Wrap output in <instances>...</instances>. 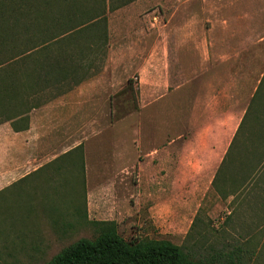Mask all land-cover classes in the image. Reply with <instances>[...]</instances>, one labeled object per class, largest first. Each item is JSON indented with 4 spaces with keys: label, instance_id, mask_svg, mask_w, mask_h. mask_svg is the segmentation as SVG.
<instances>
[{
    "label": "rangeland",
    "instance_id": "obj_1",
    "mask_svg": "<svg viewBox=\"0 0 264 264\" xmlns=\"http://www.w3.org/2000/svg\"><path fill=\"white\" fill-rule=\"evenodd\" d=\"M249 9L255 13L256 30L264 32V0H136L113 12L106 10L108 44L104 54L91 56V70L104 67L99 76L108 81L107 94L98 90L79 104L93 111L81 113L74 125L79 133L94 128V135L76 134L74 143L89 139L102 161L109 156L108 164L117 141L126 143L127 155L119 167L124 180L118 182L117 202L111 201L119 215L111 222L126 241L165 239L194 260L223 264L213 245L199 239L213 237L208 226L213 230L216 218L198 212L204 230L198 232L196 222L189 231V209L198 203L189 206L190 199L184 197L182 174L173 190L167 181V133H175L177 162L192 120L190 92L194 85L196 97L201 64H213L215 49L229 47L232 32L239 28L238 17ZM44 93L49 97L51 91ZM89 166L94 174L97 162L91 160ZM80 168L74 164L62 177L35 174L0 192V264H46L64 246L96 236V228L87 226L49 247H44L43 238L33 241L32 229L47 223L37 213L50 212L49 195L55 185L74 180V170Z\"/></svg>",
    "mask_w": 264,
    "mask_h": 264
},
{
    "label": "crops",
    "instance_id": "obj_2",
    "mask_svg": "<svg viewBox=\"0 0 264 264\" xmlns=\"http://www.w3.org/2000/svg\"><path fill=\"white\" fill-rule=\"evenodd\" d=\"M255 17L250 9L238 17L229 47L215 49L213 64H201L196 97L194 85L190 92L192 120L177 162L175 133H167V181L173 190L182 174L184 197L189 206L198 203L189 209V231L196 222V230H204L198 212L216 218L214 229L208 226L213 237L199 239L213 245L223 264H264V32L256 30ZM102 72L104 67L71 90L38 101L27 114L25 130L18 122L17 131L10 121L0 123V192L35 174L62 177L74 164L82 167L74 170V180L57 182L49 195L50 212L37 213L47 223L32 229L33 241L43 238L44 247L92 222L119 220L111 201L117 202L118 182L124 180L119 167L126 143L117 141L110 164L89 139L74 143L76 134L94 135V128L79 133L74 120L89 111L80 103L98 90L107 94ZM91 160L98 165L94 174Z\"/></svg>",
    "mask_w": 264,
    "mask_h": 264
},
{
    "label": "trees",
    "instance_id": "obj_3",
    "mask_svg": "<svg viewBox=\"0 0 264 264\" xmlns=\"http://www.w3.org/2000/svg\"><path fill=\"white\" fill-rule=\"evenodd\" d=\"M0 0V123L28 128L29 111L98 72L93 57L108 44L106 10L136 0ZM43 94V97H42ZM93 239L64 246L46 264H211L169 240L126 241L114 222H92Z\"/></svg>",
    "mask_w": 264,
    "mask_h": 264
}]
</instances>
